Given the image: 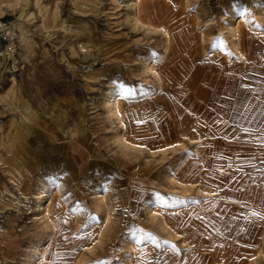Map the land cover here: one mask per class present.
<instances>
[{
    "label": "rangeland",
    "instance_id": "1",
    "mask_svg": "<svg viewBox=\"0 0 264 264\" xmlns=\"http://www.w3.org/2000/svg\"><path fill=\"white\" fill-rule=\"evenodd\" d=\"M161 1L167 7L156 6ZM20 2L0 7V18L20 23L11 27L25 63L13 74L0 71V264H37L45 243L42 264H143V256L146 264H184L197 256L198 241L207 264H264V139L223 138L208 153L232 173L225 193L213 197L199 177L185 175L207 154L204 138L179 139L163 152L143 131L134 135L137 145L124 146L125 130L106 107L110 90L124 88V112L144 118L155 110L164 114L161 128L170 127L163 105L206 89V71L192 76L200 63L215 61L219 76L246 70L250 59L234 52L230 21L242 19L240 37L264 38V0H140L138 25L126 0H31L27 10ZM170 23L168 41L161 30ZM259 57L264 63V46ZM149 60L164 74L176 60L181 83L170 73L159 80L146 69ZM75 124L79 131L69 134ZM62 145L77 157L79 173ZM58 178L60 189L52 186ZM42 184L55 190L56 228L39 209ZM164 213L187 222L175 233L164 227Z\"/></svg>",
    "mask_w": 264,
    "mask_h": 264
},
{
    "label": "bare ground",
    "instance_id": "2",
    "mask_svg": "<svg viewBox=\"0 0 264 264\" xmlns=\"http://www.w3.org/2000/svg\"><path fill=\"white\" fill-rule=\"evenodd\" d=\"M162 2L163 1H161L160 3L158 2L156 6L161 5V6L167 7L166 3L165 2L162 3ZM126 3H127L128 8L131 10V13H129V14H131L130 18L132 17L131 20L136 25L140 24L141 23L140 18L142 17V16L140 17L138 14V5L140 4V0H126ZM29 4L30 3H28L26 1L24 6H23V10H27V8L29 7ZM26 17H27V15H26ZM36 17H37V15H36ZM146 22H147V20H146ZM241 23H242V19L240 17H234L230 21V28L229 29H230V37L232 38V41H233V50L235 53H237V55H239L240 58H244L246 61L248 59H250V61L248 62V63H250V65H252L250 69H256L257 68L256 70H254V72H256L257 75L262 74V73L264 75V68L261 65V63H263V60L259 57L260 48L264 46V38H252V35H250V34H249L248 38L247 37H244V38L240 37L239 30H240ZM170 24L168 25L167 28L164 27L161 30L162 34L168 39V41H169L170 37L172 36L171 31L174 29V25H175L173 23H170ZM183 24L184 23H182V22L178 23V25H180V26H182ZM28 25H30V24L28 23ZM188 29L189 28L183 29L178 35L179 36L182 35L183 32L186 33V31ZM15 33H16V31H15ZM198 37H200V36H198ZM25 38L28 39L27 37H25ZM205 38H207L206 35H205ZM26 39H24L25 42H26ZM194 51H195V48L192 47L188 53L194 54L193 53ZM200 52H201V50H200ZM201 55H203V54L201 53ZM164 59L166 60L165 57H164ZM164 59H162V60L164 61ZM196 59H199V58H196ZM150 61L151 60H149L148 63H145V67L149 72L153 73V75H155L159 80H163V77L166 76L167 73H170L171 75L174 76V78L172 80L173 83H176V81L181 83L184 74H182L183 73L182 68H181L182 65L180 63L174 62L176 60H174L171 64H169L167 66L168 72L165 71V74L162 73L161 71L156 70L153 62H150ZM259 65L261 68H259ZM205 71H206V75H205L204 80H205L206 89H204L202 94H198L192 100H186V101L184 100L185 102L188 103L187 106H189V107L187 109H185V107H183L184 105H182L180 107L179 102L177 100H175L174 103L169 104L167 111H168L169 119L171 121L170 127L168 125H165L163 128H161V126L158 124H155L156 125L155 126L154 123H158L157 121H155L154 123H151V124L148 123V121H151L150 118L152 117V112H151V114H149V116H145V118H146L145 119L146 120L145 125L144 124L138 125L137 122L139 121L140 118H142V117H139L138 115L141 116L143 114H140V113L136 114L134 109H132L131 111H128V112L127 111L124 112V109L121 108V105L123 103L121 102L122 104L120 105V101L122 99V92H124V88H121V89L119 88V92L110 90V94L108 95L106 107H107L109 113L111 114V116L113 117L114 121L116 120L117 124L120 125L121 129L124 128V130H125L124 132H123V130L121 131L120 143H122L124 146H135V145H137V143H135L134 134H136L137 132L145 131L146 133H148V139H149V141H151L150 143L153 146L156 144L157 145L156 147H158L156 149H163V152H167L170 149V147L171 148L175 147L174 145L179 143L180 138H186V137L189 138L191 141L192 140L193 141L201 140V138H204V140L208 143H213L216 141V144L213 145V149L215 151L216 149L220 148V145L217 142L220 139H222L223 137L227 136V132H228V128H229L228 126H232L231 123L233 124L234 122H236L238 120L239 115L246 116L245 122H246L248 128L252 131V133H254L253 137L261 139L260 138V136H261L262 139H264V98L261 97L260 99L253 100L252 103H249L248 101L242 99L244 96L243 92H239V89H235L237 87L235 85L239 84L238 80H242L245 75H243L241 72H237L236 76L234 77V76L229 75L228 72H223L219 76L218 75L219 74L218 64L215 61H211L210 63H207L206 69H204L202 67V63H200L197 66L195 73L192 74V76H195V75H196V77H198L200 75L204 76L203 73ZM160 82H159V86H160ZM180 87H182V86H180ZM209 88H212V90H210ZM213 88H214V90H213ZM254 102H256V103H254ZM249 105H250V107H251V105L254 106V107H252V110H250V112L248 109H245L246 107H249ZM248 113L250 114V116H247ZM157 116H156L157 119H159V117H160L161 119H159V120H163V121H160L159 124H161V125L165 124L164 114L161 113L159 115V117H157ZM240 120H241V118H240ZM23 122H24V120H23ZM139 127H141V129H139ZM152 128L155 129V132H153L154 130H152ZM256 129H258V131H256ZM78 131H79L78 126L74 125L73 128H70L69 134L72 133L73 135L74 134L76 135ZM222 131H223V133H222ZM196 135H198V136H196ZM173 138H175L176 141H174V142L170 141ZM76 142H77L76 138L72 137V139L70 140V143L72 144L71 146L73 147V145ZM62 147L64 149L63 153H65L67 156H69L68 158H70V160H71V161L69 160L70 162H72L71 157H73L74 161L70 165L75 170H77V168H78L77 171L79 173L80 167H79L78 162H77V157L75 156V154L70 156V153H71L69 151L70 149H67V148L65 149L66 145H62ZM262 150H264V146L262 147ZM209 151H212V150H209ZM26 156H27V152H26ZM26 160L27 159H25V161ZM75 163L77 164L76 168L74 167ZM217 166L219 167V169H221L219 165H216L213 162H210V160L208 158H206L204 162L201 161V164H199L198 167H196L195 165L193 167L187 166V169L185 171V175L187 176L188 179H196L199 177V179L202 181L201 187H203V191H205L207 194H210L213 197H215L220 192L225 193V191H226L225 189H224L225 191H223L222 187L221 188L220 187L213 188V189L209 190V186L211 185V183H213L214 179H215L214 183L217 186L219 184H221V182H223L224 177H222L221 175L215 174L214 170H216ZM221 170H223V169H221ZM67 171H69V170H67ZM223 176H226V175H223ZM62 180H60L58 178L57 182L53 183L52 186L56 185V187H58V189L62 188L63 187ZM180 184H182V183H180ZM52 186L47 187V186H44L42 184L43 188L38 193V195H39L38 198L41 201V204L39 205V209L41 210L42 214H44L45 219L47 218L46 220L49 222L48 224L50 225V222H51L52 225L56 228L55 220L52 216V213H53V211H52L53 210L52 209V198L54 197V194H55V190L52 188ZM217 186H215V187H217ZM199 187H200V185H199ZM105 200H106V196L101 194L100 201L103 205L105 204V202H104ZM108 202H109V199H108ZM101 203H99V205ZM99 208H101V207H99ZM107 208H108V206H107ZM103 210H104V208H103ZM107 211H108V209H107ZM153 212H156V211L154 209H152V212L150 211L148 213H149V215H154ZM156 220H157V218H156ZM161 222H160V224H161ZM163 222H164V227L166 226V227H168V229L173 230L176 233L178 230L182 229L185 226V224L187 222V218H185V216L181 215V214L164 213ZM214 227H215V225H214ZM185 234H184V237H185ZM177 236H179V235H177ZM198 244L201 247H198V249H197V256L190 263L185 262L184 264H207L206 263L207 262V260H206L207 256L203 255V253L207 254L208 250H202V247H203L202 245H204L203 242L198 241ZM195 245H196V243H195ZM131 248L135 251V248L133 246ZM214 252L217 253L218 251L215 250ZM47 257H48V247L44 245L41 252H40V257H39L40 261L37 264H42V261L46 260ZM214 257H215L214 262H219L216 259L217 255H214ZM147 259H149V256L141 257V260H142L141 263L146 264L145 261H147ZM34 262L35 261H33V264H35ZM51 264H54V262H51Z\"/></svg>",
    "mask_w": 264,
    "mask_h": 264
},
{
    "label": "crops",
    "instance_id": "3",
    "mask_svg": "<svg viewBox=\"0 0 264 264\" xmlns=\"http://www.w3.org/2000/svg\"><path fill=\"white\" fill-rule=\"evenodd\" d=\"M19 1H21L20 3H21L22 7L24 6L26 1L28 3L31 2V0H19ZM9 3H11V0H0V7L11 5ZM6 22H8L12 27H15L16 30H20L19 29V26H20L19 24L20 23H17L15 25H13L14 24L13 21L6 20ZM22 38L26 39L25 37H22ZM22 61H23V59H22ZM263 64L264 63H261V65H263ZM246 66L247 67H246V70L244 72L242 70L239 71L245 76L243 77L242 80H238L239 84H238V87H236L235 89H239V92H243V95H244L243 98H242L243 100H246L249 103H252L253 100L260 99L261 97L264 98V75H263V73L257 75V73L254 72V70H256L257 68L256 69H250L251 66H252V65H250V63L247 62ZM202 67L204 69H206L207 63L206 64H202ZM259 68H261L260 65H259ZM186 100H188V99H185V101ZM185 101L182 100V101H178V102H179L180 107L182 105H184L183 107H185V109H187L189 106H187L188 103L185 102ZM174 102H175V100H172V101H169V102L165 103V105L163 106V109H166V111H167L169 104L170 103H174ZM254 103H256V102H254ZM252 107H254V106L251 105V107H250V105H249V107H246L245 109H248L249 112H250V110H252ZM142 113H144V115H146V116H149V114H151L149 112L147 113L146 111L142 112ZM167 113H168V111H167ZM247 116H250V114L248 113ZM240 118H241V120H240ZM245 118H246V116L239 115L238 120L236 122H234L233 124L231 123L232 126H228L229 127L228 128V132L229 133L227 132V136H225L223 138L227 137L226 139H230L231 136H232L231 138H240V137L252 138L254 133H252V131L248 128V126H247V124L245 122ZM145 119H146L145 117L144 118H140L139 121L137 122V124L138 125H142V124L145 125L146 124V120ZM150 119H151V121H148V123L151 124V123H154L155 121H157L158 123H154V125L158 124V125L161 126V124H159L160 120L157 119L156 116H155V110L152 111V117ZM152 130H154L153 132H155V129L152 128ZM256 131H258V129H256ZM222 133H223V131H222ZM134 135H136V134H134ZM196 136H198V135H196ZM186 138H180V140H183V139H186ZM223 138L220 139L217 142V143H219V145H221L220 142H223ZM260 138L262 139L261 136H260ZM202 139L203 138H201V140H197V141H203ZM17 141H19V140H17ZM208 144H211V146L208 148L207 154L202 157V160H201L202 162H204L205 159L208 158V156H209L208 153H213L214 154L213 145L216 144V141L213 142V143H208ZM209 150H212V151H209ZM263 156L264 155H260V157H263ZM261 160H263V159H261ZM214 171H215V174L221 175L222 177H224V179H226L228 176H230L232 174L230 170L229 171H225V172H223V170L221 171L218 166L216 167V170H214ZM223 175H226V176H223ZM224 179H223V182H221V184H219L218 186L214 183L215 181H213V183H211V185L209 186V190L213 189V188H218V187L221 188L222 186H224L225 185ZM215 186H217V187H215ZM45 245H46V243H45Z\"/></svg>",
    "mask_w": 264,
    "mask_h": 264
},
{
    "label": "built area",
    "instance_id": "4",
    "mask_svg": "<svg viewBox=\"0 0 264 264\" xmlns=\"http://www.w3.org/2000/svg\"><path fill=\"white\" fill-rule=\"evenodd\" d=\"M22 67L20 40L11 25L0 18V71L13 74Z\"/></svg>",
    "mask_w": 264,
    "mask_h": 264
},
{
    "label": "snow or ice",
    "instance_id": "5",
    "mask_svg": "<svg viewBox=\"0 0 264 264\" xmlns=\"http://www.w3.org/2000/svg\"><path fill=\"white\" fill-rule=\"evenodd\" d=\"M161 151H163V149H161ZM262 219H264V217H262ZM137 231H141V230L137 229ZM133 235H135V233H133ZM89 239H92L91 236H89ZM141 239H143V237H141ZM152 240L153 242H155V238H152Z\"/></svg>",
    "mask_w": 264,
    "mask_h": 264
}]
</instances>
